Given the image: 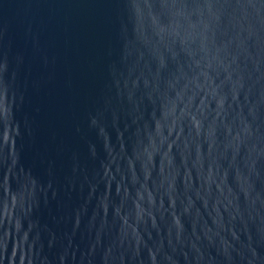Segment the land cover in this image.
<instances>
[{"label": "water", "instance_id": "1", "mask_svg": "<svg viewBox=\"0 0 264 264\" xmlns=\"http://www.w3.org/2000/svg\"><path fill=\"white\" fill-rule=\"evenodd\" d=\"M0 264H264V0H0Z\"/></svg>", "mask_w": 264, "mask_h": 264}]
</instances>
